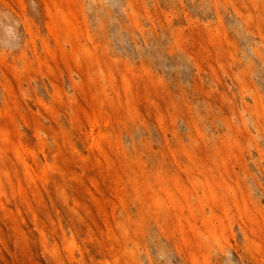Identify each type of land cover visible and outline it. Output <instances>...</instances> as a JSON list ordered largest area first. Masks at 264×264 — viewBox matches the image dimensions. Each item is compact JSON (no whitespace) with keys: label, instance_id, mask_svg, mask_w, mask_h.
Wrapping results in <instances>:
<instances>
[{"label":"rangeland","instance_id":"374dc122","mask_svg":"<svg viewBox=\"0 0 264 264\" xmlns=\"http://www.w3.org/2000/svg\"><path fill=\"white\" fill-rule=\"evenodd\" d=\"M0 264H264V0H0Z\"/></svg>","mask_w":264,"mask_h":264}]
</instances>
